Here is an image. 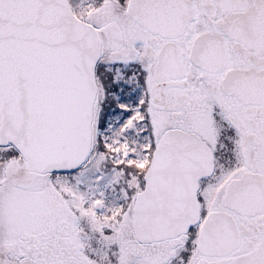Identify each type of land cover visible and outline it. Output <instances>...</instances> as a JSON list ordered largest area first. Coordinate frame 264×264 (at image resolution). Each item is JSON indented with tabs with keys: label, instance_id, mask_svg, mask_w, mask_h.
Masks as SVG:
<instances>
[{
	"label": "snow or ice",
	"instance_id": "6c2138e0",
	"mask_svg": "<svg viewBox=\"0 0 264 264\" xmlns=\"http://www.w3.org/2000/svg\"><path fill=\"white\" fill-rule=\"evenodd\" d=\"M0 264H264V0H0Z\"/></svg>",
	"mask_w": 264,
	"mask_h": 264
}]
</instances>
